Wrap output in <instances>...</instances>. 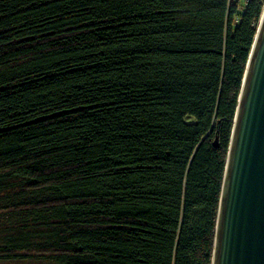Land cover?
I'll use <instances>...</instances> for the list:
<instances>
[{
  "label": "trees",
  "instance_id": "16d2710c",
  "mask_svg": "<svg viewBox=\"0 0 264 264\" xmlns=\"http://www.w3.org/2000/svg\"><path fill=\"white\" fill-rule=\"evenodd\" d=\"M264 0H0V264H212Z\"/></svg>",
  "mask_w": 264,
  "mask_h": 264
},
{
  "label": "water",
  "instance_id": "95a60500",
  "mask_svg": "<svg viewBox=\"0 0 264 264\" xmlns=\"http://www.w3.org/2000/svg\"><path fill=\"white\" fill-rule=\"evenodd\" d=\"M212 264H264V11L239 96Z\"/></svg>",
  "mask_w": 264,
  "mask_h": 264
},
{
  "label": "built area",
  "instance_id": "2783aa9c",
  "mask_svg": "<svg viewBox=\"0 0 264 264\" xmlns=\"http://www.w3.org/2000/svg\"><path fill=\"white\" fill-rule=\"evenodd\" d=\"M250 0H244L245 4H247ZM264 11V10H263Z\"/></svg>",
  "mask_w": 264,
  "mask_h": 264
}]
</instances>
